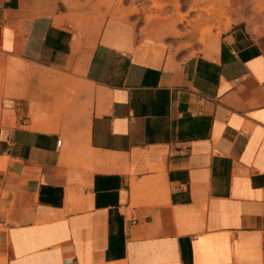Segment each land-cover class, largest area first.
<instances>
[{
  "label": "crops",
  "instance_id": "obj_1",
  "mask_svg": "<svg viewBox=\"0 0 264 264\" xmlns=\"http://www.w3.org/2000/svg\"><path fill=\"white\" fill-rule=\"evenodd\" d=\"M104 3L0 0V264H264V32L175 55ZM20 77L98 101L74 145Z\"/></svg>",
  "mask_w": 264,
  "mask_h": 264
},
{
  "label": "rangeland",
  "instance_id": "obj_2",
  "mask_svg": "<svg viewBox=\"0 0 264 264\" xmlns=\"http://www.w3.org/2000/svg\"><path fill=\"white\" fill-rule=\"evenodd\" d=\"M74 4L76 0H68ZM92 1V0H89ZM125 0H105V6L108 9L124 8ZM196 0H175L174 3L168 5L161 4L163 0H131L129 9L130 14L137 15L139 18L145 19L146 28L153 32L154 25L161 22L163 26H159V31L164 32V36L155 35L157 39L166 42L170 48L171 54L196 56L206 50L202 39L204 32L210 33L208 41L212 37H219L224 32L231 29L237 23L245 22L249 28L255 33L264 32V11L261 13L256 10L255 1L260 0H229L231 6L228 11V19L221 21H207L200 25L197 22L198 15L201 12H190ZM162 8H157V6ZM178 5L180 8L178 9ZM206 7V6H201ZM146 8V9H145ZM138 10V13H134ZM205 15L206 13L203 12ZM181 16H185L184 21L178 22ZM165 25V27H164ZM65 75V74H63ZM68 76V75H66ZM77 79L76 77L69 76ZM15 79H13L6 70V67H0V117L5 114L6 120H15L14 112L2 111L4 101L9 104L12 98H8V93L15 89ZM33 79V78H32ZM16 87L23 90L28 96V101L33 106L37 107L41 114V120L45 123L58 125L63 129L62 142L75 144L77 140L76 132L79 128V123L75 122V114L82 112L90 104L99 107L98 101L84 100L81 102L71 103V105L62 107L64 102H68L72 97H68V88L66 86L51 85L42 81L30 80L26 82L20 77L17 80ZM72 92V90H70ZM67 145V146H68ZM66 146V147H67ZM65 148V144H64Z\"/></svg>",
  "mask_w": 264,
  "mask_h": 264
},
{
  "label": "bare ground",
  "instance_id": "obj_3",
  "mask_svg": "<svg viewBox=\"0 0 264 264\" xmlns=\"http://www.w3.org/2000/svg\"><path fill=\"white\" fill-rule=\"evenodd\" d=\"M251 2H254V1L251 0ZM254 3L256 5V10L262 13L264 11V0L255 1ZM202 5L206 6V7L203 8V7H201ZM230 6H231V3L229 0H196V1H194V6L191 7V9H190V12H201L198 15L197 22L200 25H202V23L210 21V20L221 21L224 18L228 19L227 15H228V11H229ZM157 8H162V7L157 6ZM177 8L179 9L180 6L178 5ZM133 12L138 13L139 11L134 10ZM203 12L206 14L204 15ZM184 18H185V16H181L178 19V22L184 21ZM161 25H163V24L161 23ZM164 27H165V25H164ZM159 35H160V33H159ZM209 35H210V33L204 32V35H203L204 38L202 39L203 44L206 43V39ZM21 69L24 70L25 67H22ZM76 89L80 92H83L84 94H87V95L95 94V89L92 88L90 85H87L85 83H79ZM12 96H15V95L8 94V97H12Z\"/></svg>",
  "mask_w": 264,
  "mask_h": 264
}]
</instances>
